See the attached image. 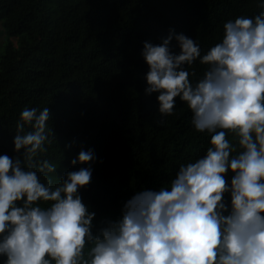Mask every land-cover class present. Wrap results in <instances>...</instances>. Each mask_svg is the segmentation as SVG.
<instances>
[{"label":"clouds","instance_id":"1","mask_svg":"<svg viewBox=\"0 0 264 264\" xmlns=\"http://www.w3.org/2000/svg\"><path fill=\"white\" fill-rule=\"evenodd\" d=\"M223 30L222 41L203 55L195 40L172 30L159 45L144 43L145 94L158 93L165 116L179 97L195 129L212 134L211 147L181 165L170 187L137 192L119 218L101 221L95 232L96 214L78 194L91 182V168L65 173L55 187L51 178L42 183L37 170L57 169L35 159L52 142L50 110H22L13 144L23 162L0 155L4 264H264V12L230 19ZM173 39L179 54L170 48ZM197 58L208 67L193 83L185 66ZM26 124L33 131L25 132ZM226 132L238 138L239 150ZM94 159L92 150H81L71 163Z\"/></svg>","mask_w":264,"mask_h":264},{"label":"trees","instance_id":"2","mask_svg":"<svg viewBox=\"0 0 264 264\" xmlns=\"http://www.w3.org/2000/svg\"><path fill=\"white\" fill-rule=\"evenodd\" d=\"M261 4L264 0H0V155L23 162V150L14 151L13 144L20 114L25 107L38 112L48 107L52 142L35 159L57 169L37 170L41 182L51 178L55 187L65 173L90 167L91 182L78 190L82 202L96 207L104 220L119 218L137 192L170 187L181 165L203 158L211 147L212 134L195 129L193 113L179 97L165 116L158 93L145 94L144 43L159 45L172 30L195 40L203 55L222 41L224 23L264 12ZM170 48L179 54L175 39ZM185 67L195 83L208 66L197 58ZM226 138L239 150L233 133ZM81 150H92L94 161L73 165ZM232 177L231 171L225 174L229 184ZM224 200L230 208V193ZM5 259L0 256V264Z\"/></svg>","mask_w":264,"mask_h":264},{"label":"rangeland","instance_id":"3","mask_svg":"<svg viewBox=\"0 0 264 264\" xmlns=\"http://www.w3.org/2000/svg\"><path fill=\"white\" fill-rule=\"evenodd\" d=\"M4 42V35L1 31V27H0V45ZM50 203L51 202H43V203H40V206L42 207H48L50 206ZM89 212H95V217L92 221V224H93V231L96 230V227H98L100 225V222L104 220V218H100L99 217V212H98V209L96 207H93V208H89L87 207Z\"/></svg>","mask_w":264,"mask_h":264}]
</instances>
